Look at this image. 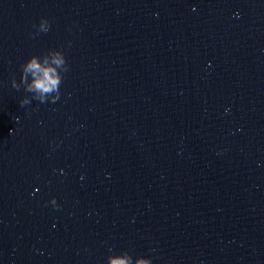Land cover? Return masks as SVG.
Returning a JSON list of instances; mask_svg holds the SVG:
<instances>
[{
    "label": "water",
    "instance_id": "95a60500",
    "mask_svg": "<svg viewBox=\"0 0 264 264\" xmlns=\"http://www.w3.org/2000/svg\"><path fill=\"white\" fill-rule=\"evenodd\" d=\"M124 252L264 264V0H0V264Z\"/></svg>",
    "mask_w": 264,
    "mask_h": 264
},
{
    "label": "clouds",
    "instance_id": "9594fccd",
    "mask_svg": "<svg viewBox=\"0 0 264 264\" xmlns=\"http://www.w3.org/2000/svg\"><path fill=\"white\" fill-rule=\"evenodd\" d=\"M33 27H36V25H33ZM38 31H49V22L46 19H41ZM57 68H60L63 72L68 70L65 57L61 51L50 50L43 56V62H41L40 57L34 55L26 63L21 65L22 74L20 82L17 83L15 79H13L12 86L19 90L21 85H23L26 92L33 94L32 99L40 103L49 100L55 103L60 98L59 86L62 81V77L58 73ZM29 77H31V83L28 82ZM30 103L31 101L27 96L20 100L21 107ZM52 203L53 206L58 207L54 198ZM107 264H132V259L127 252H124L122 256L110 255ZM136 264H151V261L139 259L136 261Z\"/></svg>",
    "mask_w": 264,
    "mask_h": 264
}]
</instances>
